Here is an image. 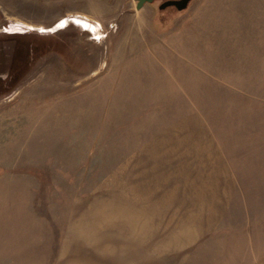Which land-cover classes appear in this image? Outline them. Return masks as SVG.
I'll return each instance as SVG.
<instances>
[{"label":"rangeland","instance_id":"rangeland-1","mask_svg":"<svg viewBox=\"0 0 264 264\" xmlns=\"http://www.w3.org/2000/svg\"><path fill=\"white\" fill-rule=\"evenodd\" d=\"M164 1L0 0V264H264V17Z\"/></svg>","mask_w":264,"mask_h":264},{"label":"trees","instance_id":"trees-1","mask_svg":"<svg viewBox=\"0 0 264 264\" xmlns=\"http://www.w3.org/2000/svg\"><path fill=\"white\" fill-rule=\"evenodd\" d=\"M12 60L6 78L0 76V94L7 92L29 70L31 57L39 51L28 36H15ZM10 86V87H9ZM9 87V88H7Z\"/></svg>","mask_w":264,"mask_h":264},{"label":"crops","instance_id":"crops-1","mask_svg":"<svg viewBox=\"0 0 264 264\" xmlns=\"http://www.w3.org/2000/svg\"><path fill=\"white\" fill-rule=\"evenodd\" d=\"M233 1L235 2L234 5ZM228 3L230 7L227 9ZM230 11L236 13L237 20L256 21L259 16L260 20H263L261 16L264 17V0H211L208 4L207 14L216 16L215 18L219 20L230 14ZM241 15L251 17L244 19L239 17Z\"/></svg>","mask_w":264,"mask_h":264},{"label":"water","instance_id":"water-1","mask_svg":"<svg viewBox=\"0 0 264 264\" xmlns=\"http://www.w3.org/2000/svg\"><path fill=\"white\" fill-rule=\"evenodd\" d=\"M154 0H137V8H140L144 3H151ZM193 0H166L159 5L160 9H165L169 6H173L178 12L187 10Z\"/></svg>","mask_w":264,"mask_h":264},{"label":"flooded vegetation","instance_id":"flooded-vegetation-1","mask_svg":"<svg viewBox=\"0 0 264 264\" xmlns=\"http://www.w3.org/2000/svg\"><path fill=\"white\" fill-rule=\"evenodd\" d=\"M154 1H156V0H154ZM154 1H153V2H154Z\"/></svg>","mask_w":264,"mask_h":264},{"label":"bare ground","instance_id":"bare-ground-1","mask_svg":"<svg viewBox=\"0 0 264 264\" xmlns=\"http://www.w3.org/2000/svg\"><path fill=\"white\" fill-rule=\"evenodd\" d=\"M88 25V24H87ZM92 25V24H91Z\"/></svg>","mask_w":264,"mask_h":264}]
</instances>
